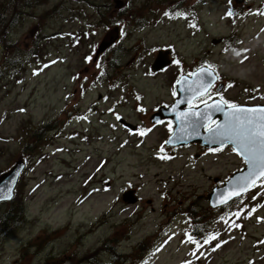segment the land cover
Returning a JSON list of instances; mask_svg holds the SVG:
<instances>
[{"label":"rangeland","instance_id":"1","mask_svg":"<svg viewBox=\"0 0 264 264\" xmlns=\"http://www.w3.org/2000/svg\"><path fill=\"white\" fill-rule=\"evenodd\" d=\"M16 1L0 24V174L25 168L0 217L22 218L9 231L0 220V264H264V183L210 208L243 161L228 147L167 148V123L149 121L198 65L224 99L264 105V0ZM6 49L22 55L11 74ZM158 50L171 62L151 72ZM129 188L134 205L121 201ZM232 215L238 229L214 224ZM209 229L221 235L194 256L189 231Z\"/></svg>","mask_w":264,"mask_h":264},{"label":"water","instance_id":"2","mask_svg":"<svg viewBox=\"0 0 264 264\" xmlns=\"http://www.w3.org/2000/svg\"><path fill=\"white\" fill-rule=\"evenodd\" d=\"M116 7L121 6V2L115 1ZM116 32H109L102 44L101 49L106 48L111 42L114 41ZM162 56V54H161ZM159 55L154 64L152 65V71H159L163 67L169 64L167 60H162ZM194 84V85H193ZM208 89V84L204 83L202 79L194 74L191 79L182 77L176 85V101L169 108H160L157 114L151 117L152 122H158L163 119H171L174 124L173 133L167 139L166 146H184L189 143L197 142L201 146L208 148L221 147L225 144L231 145L238 154L245 160L246 157L255 155L260 156L264 149L260 146V140L264 139L259 133L264 131V112H238L237 108L243 109H264V108H246V107H233L230 110L222 109L219 122L211 129L216 128L218 125H222L226 128H231L234 134V141L229 142L227 140H220L213 137L210 129L207 132H203L207 121L204 120L206 114L205 106L198 109L184 110L183 107L189 104L196 96L204 94ZM207 110V109H206ZM239 113V114H238ZM241 113V114H240ZM262 115V116H261ZM203 116V118H202ZM260 116V117H259ZM229 119V120H228ZM210 121V120H209ZM248 121H251L249 124ZM241 133L244 136L256 133L255 144L248 143L247 139H244V143L249 149L253 151L244 152L240 148L241 139L235 137V133ZM215 140V142H213ZM243 153V154H240ZM24 168V163L17 161L8 171L0 175V202L10 201L13 196V190L17 183L18 177ZM261 166L250 167L245 162V167L242 171L234 173L222 187H217L208 194L207 198L209 205L212 208H216L228 203L230 200L245 193L253 184H255L261 177ZM216 181V180H215ZM122 199L125 203L133 204L136 202V198L133 195V191H129L123 194Z\"/></svg>","mask_w":264,"mask_h":264},{"label":"snow or ice","instance_id":"3","mask_svg":"<svg viewBox=\"0 0 264 264\" xmlns=\"http://www.w3.org/2000/svg\"><path fill=\"white\" fill-rule=\"evenodd\" d=\"M237 54H239V53H237ZM87 59L90 60L91 57H88ZM225 103H228V102L225 101ZM233 107H235V106L233 105ZM236 111H238V112H243V111H248V112L260 111V112H264V109H243V108H237ZM248 123L250 124L251 121H248ZM210 131L212 132L213 137L216 138V139L227 140L229 142H233L234 141V134H233V130L231 128H226V127H224L222 125H218L216 128L210 129ZM141 134H143V133H141ZM255 135H256V133H254V132L251 133V135H247V136H244V135H242L239 132L235 133V137L241 139L240 148H242L244 150V152L253 151L252 149H249L247 147V145L243 142L244 139H247L248 143H250V144H255L256 143ZM259 135L261 137H264V131H261L259 133ZM213 142H215V140ZM259 143H260L261 148L264 149V139H261ZM240 154H243V153H240ZM245 162L248 163L250 167H256V166L260 165L261 166V175H264V152H262L259 157L255 156V155H251V156L246 157ZM213 239H214V237H213Z\"/></svg>","mask_w":264,"mask_h":264},{"label":"trees","instance_id":"4","mask_svg":"<svg viewBox=\"0 0 264 264\" xmlns=\"http://www.w3.org/2000/svg\"><path fill=\"white\" fill-rule=\"evenodd\" d=\"M0 24L4 21L1 17L2 15H4L3 11H4V7L9 5L10 3L14 4V6L18 3L16 0H0ZM7 49L5 50V54L3 56V62L5 64V67L3 68L2 72H6L7 74H11V72H13L15 70V68H17V66L19 65L18 63L14 62L16 60V58H21L22 55H20L19 53L14 54V57L12 60H8V56L6 54ZM32 54H29V56H31ZM42 131V133H46L47 131H49V129L46 128H41V129H37L35 131V135H39V132ZM43 135V134H42ZM21 214H20V210H17V208H9L5 213L1 214L0 220L2 222V225L6 226V230L9 231L10 229H14L15 227H17V223L21 220Z\"/></svg>","mask_w":264,"mask_h":264},{"label":"flooded vegetation","instance_id":"5","mask_svg":"<svg viewBox=\"0 0 264 264\" xmlns=\"http://www.w3.org/2000/svg\"><path fill=\"white\" fill-rule=\"evenodd\" d=\"M170 123V122H169ZM205 150V149H204Z\"/></svg>","mask_w":264,"mask_h":264}]
</instances>
